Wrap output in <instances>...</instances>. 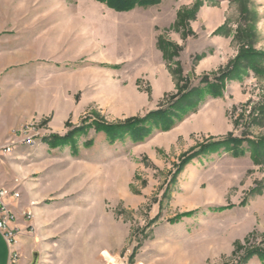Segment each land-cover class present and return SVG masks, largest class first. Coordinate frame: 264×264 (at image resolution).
Returning a JSON list of instances; mask_svg holds the SVG:
<instances>
[{
	"label": "rangeland",
	"instance_id": "rangeland-1",
	"mask_svg": "<svg viewBox=\"0 0 264 264\" xmlns=\"http://www.w3.org/2000/svg\"><path fill=\"white\" fill-rule=\"evenodd\" d=\"M50 69L86 75L62 123V82L29 92ZM0 186L30 218L13 264H264V0H0Z\"/></svg>",
	"mask_w": 264,
	"mask_h": 264
},
{
	"label": "trees",
	"instance_id": "trees-1",
	"mask_svg": "<svg viewBox=\"0 0 264 264\" xmlns=\"http://www.w3.org/2000/svg\"><path fill=\"white\" fill-rule=\"evenodd\" d=\"M101 3H105L108 8L112 9L115 12H128L132 10L135 6L140 5L143 7L151 6V5H156L159 3L160 0H96ZM195 10H189L185 12V15L182 14V16L190 17L189 19H193L195 15ZM178 22L182 23L183 17L179 18L178 17ZM159 44V48H162L161 43ZM248 54H246L247 56ZM245 56L240 55L238 56L235 60L234 63H231L227 71L223 72L220 74V76L216 79L219 83L222 82L224 79L228 77V75L234 71L236 68H241L239 67L240 60L243 59ZM249 57V55H248ZM246 59V58H245ZM205 83H207V80L205 79ZM204 83V82H203ZM207 88L202 90V92L196 90H191L186 93H182V95L179 96V98L173 102L168 109L165 110H158L157 112L150 113V116H153V120H160L162 123L161 124H156L158 128L159 126H163L164 129H169L172 126H174L175 123L181 121L183 119V116L188 115L189 113L195 112L199 100H201V96L205 95H210L213 97H216L220 95L221 90L218 86V84H207ZM221 87V86H220ZM202 93V94H200ZM195 101V102H194ZM144 120L143 119H138V120H133L131 122H127L123 126H118L117 128L115 127H110V129H115V130H122V133L125 131V129L129 128L133 124H138L142 123ZM125 133V132H124ZM69 135L63 137V138H58V137H51L50 139H62L65 140L68 138ZM211 144V143H210ZM206 148V146H200L197 149L193 150L191 154H188L185 156L182 160V165H185L190 159H192L194 156L200 154L203 152V150Z\"/></svg>",
	"mask_w": 264,
	"mask_h": 264
},
{
	"label": "crops",
	"instance_id": "crops-1",
	"mask_svg": "<svg viewBox=\"0 0 264 264\" xmlns=\"http://www.w3.org/2000/svg\"><path fill=\"white\" fill-rule=\"evenodd\" d=\"M43 51H47V50L44 49ZM47 52H52V50L50 49ZM79 73H80V71H78V72H70L69 71V72H61V73H54L53 74V71L50 69L47 71V73H45L43 75L38 74V76L36 77V81H34V82H37L38 85L31 88L29 91V92L33 91L34 94H38V92L43 93L42 91L44 90V94L47 91V94L49 95V97H52L53 95H52L51 89L48 86H51L53 81H57V82L60 81L63 83V87L61 88L62 85L60 84L59 85L60 87H58L59 90H57L55 95L52 97L54 100H59L61 103L59 104L60 110L58 112L54 111L53 115L51 116L50 124L62 123L69 116V114L72 113L73 107H75L72 104V102H73L72 100H73L74 95L79 92V88L75 87L74 84H76V83L80 84V82L82 83V81L78 80V79L86 76L85 74H79ZM75 79H77V80H75ZM40 85L42 87L36 88V87H39ZM170 89H172V88H169L168 90H170ZM43 95H40V96L36 95V97L39 100H43L45 98ZM41 96H43L44 98H42ZM7 202L9 205V209L17 217V224L22 231L20 236H19L20 237V243H23V238L26 235V233L24 231V229L26 228V222H24L22 220L21 214L28 207L26 206V204L17 203V202L12 201V200H8ZM20 247H21V244H20ZM7 263H8L7 248H6L4 242L2 241V239L0 237V264H7Z\"/></svg>",
	"mask_w": 264,
	"mask_h": 264
},
{
	"label": "built area",
	"instance_id": "built-area-1",
	"mask_svg": "<svg viewBox=\"0 0 264 264\" xmlns=\"http://www.w3.org/2000/svg\"><path fill=\"white\" fill-rule=\"evenodd\" d=\"M25 130H29V128L25 127L24 131ZM26 132L28 131L22 132L21 136ZM20 142H30V146L33 144L32 139L27 136L21 138ZM13 145L14 141L3 150V153L9 154L13 149ZM18 198L19 194L16 191H9L5 187L0 186V237L7 248L8 261H18V259H20L18 243L21 229L17 224L16 215L9 209L7 202L8 200L17 201ZM22 219L25 222L30 220L28 213L22 214Z\"/></svg>",
	"mask_w": 264,
	"mask_h": 264
},
{
	"label": "water",
	"instance_id": "water-1",
	"mask_svg": "<svg viewBox=\"0 0 264 264\" xmlns=\"http://www.w3.org/2000/svg\"><path fill=\"white\" fill-rule=\"evenodd\" d=\"M31 264H36V255L33 256V262Z\"/></svg>",
	"mask_w": 264,
	"mask_h": 264
},
{
	"label": "bare ground",
	"instance_id": "bare-ground-1",
	"mask_svg": "<svg viewBox=\"0 0 264 264\" xmlns=\"http://www.w3.org/2000/svg\"><path fill=\"white\" fill-rule=\"evenodd\" d=\"M15 261H8V264H13Z\"/></svg>",
	"mask_w": 264,
	"mask_h": 264
}]
</instances>
